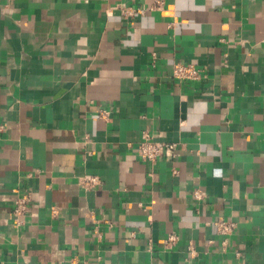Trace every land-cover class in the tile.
Segmentation results:
<instances>
[{
    "label": "crops",
    "instance_id": "obj_1",
    "mask_svg": "<svg viewBox=\"0 0 264 264\" xmlns=\"http://www.w3.org/2000/svg\"><path fill=\"white\" fill-rule=\"evenodd\" d=\"M0 264H264V0H0Z\"/></svg>",
    "mask_w": 264,
    "mask_h": 264
},
{
    "label": "built area",
    "instance_id": "obj_2",
    "mask_svg": "<svg viewBox=\"0 0 264 264\" xmlns=\"http://www.w3.org/2000/svg\"><path fill=\"white\" fill-rule=\"evenodd\" d=\"M156 4H162L163 0H155ZM173 78L179 81H188V80H196L199 77V71L193 65H184V64H175L173 66ZM103 113V112H102ZM107 114H101L103 118L106 117ZM177 142H163L156 141L152 136L147 133L142 135V139L139 141L137 146V154L138 156L145 162L154 163L160 158H165L166 160H170L173 158L175 154V150L177 149ZM93 179H86L84 184L87 186H92L94 184ZM30 198L29 195L24 194L18 197L15 201L14 207V215L17 217L23 216L29 209ZM217 230L222 235L231 234L234 230V224L232 222L226 220H219L215 223ZM173 237H169L164 241V244H169L173 242Z\"/></svg>",
    "mask_w": 264,
    "mask_h": 264
}]
</instances>
